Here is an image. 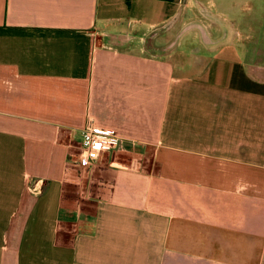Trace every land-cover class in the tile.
I'll return each mask as SVG.
<instances>
[{"label":"crops","instance_id":"0c3cea01","mask_svg":"<svg viewBox=\"0 0 264 264\" xmlns=\"http://www.w3.org/2000/svg\"><path fill=\"white\" fill-rule=\"evenodd\" d=\"M241 1L0 0V264H264ZM193 6L215 19L182 41ZM88 119L121 146L80 168Z\"/></svg>","mask_w":264,"mask_h":264},{"label":"rangeland","instance_id":"374dc122","mask_svg":"<svg viewBox=\"0 0 264 264\" xmlns=\"http://www.w3.org/2000/svg\"><path fill=\"white\" fill-rule=\"evenodd\" d=\"M188 8H191V10L184 11V8L181 7V15L182 16L184 15L185 20L180 21L178 25L175 27V31H174V33H176L179 30V28H182L184 30L183 36L181 38L182 41L189 34V32L196 30V28L202 31L204 29L203 26L208 24L203 21L201 22L200 17L215 19L214 18L215 16L211 15V11H209V7L207 8L203 6H193V7H188ZM211 9H215V7H211ZM260 9H262V7H258L256 3L253 2V0H244L240 2L239 6L237 7V16L241 22L238 28L240 34L236 35L234 33L235 34L234 37L239 42L245 40L246 39L245 36L247 34L250 35L251 32L247 30L248 27L244 25V23L246 24V21H249L251 24L254 21H256L255 22L256 30L253 32L255 36L253 35V37L249 41L253 42V46L255 48L254 50L256 53L253 55L255 57L253 64L256 66L263 67L264 66V32H262V30L264 27H263L262 21H264V8L262 10ZM216 16H218L217 17L218 20L223 19L222 21H224V18L222 17V15H216ZM258 19H260V23L262 24H259V21H257ZM255 72L258 74L259 77L264 78L263 69L255 70Z\"/></svg>","mask_w":264,"mask_h":264},{"label":"built area","instance_id":"2783aa9c","mask_svg":"<svg viewBox=\"0 0 264 264\" xmlns=\"http://www.w3.org/2000/svg\"><path fill=\"white\" fill-rule=\"evenodd\" d=\"M120 146L121 141L114 130L97 126L88 119L81 131V154L77 166L90 168L103 153L117 151Z\"/></svg>","mask_w":264,"mask_h":264}]
</instances>
